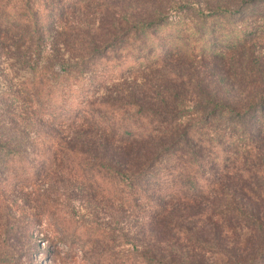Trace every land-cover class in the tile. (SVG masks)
Instances as JSON below:
<instances>
[{
	"label": "trees",
	"instance_id": "16d2710c",
	"mask_svg": "<svg viewBox=\"0 0 264 264\" xmlns=\"http://www.w3.org/2000/svg\"><path fill=\"white\" fill-rule=\"evenodd\" d=\"M261 41L264 0H0L30 72L1 96L32 106H5L0 199L31 187L74 264H264ZM59 170L123 226L62 213L37 188Z\"/></svg>",
	"mask_w": 264,
	"mask_h": 264
},
{
	"label": "rangeland",
	"instance_id": "374dc122",
	"mask_svg": "<svg viewBox=\"0 0 264 264\" xmlns=\"http://www.w3.org/2000/svg\"><path fill=\"white\" fill-rule=\"evenodd\" d=\"M258 46L259 49L264 50V41ZM28 77L30 72L20 68L15 58L6 52L0 55V135L3 137H6L7 131L2 124L11 128L10 119L13 118L6 112L5 106H11L13 113L20 114V118L26 119L32 106L23 95L21 100L16 98L17 101L11 102L6 101L1 94L9 89L21 88ZM10 132L14 135L19 134L16 130ZM25 152L29 159L35 157L36 150L28 148ZM38 183L37 188L46 196H50L62 213H70L79 223L90 224L89 222L94 221L100 227L112 229L115 227L120 229L118 225L124 224L118 222L119 215H114L111 210L101 209L94 214L93 210L87 207L86 201L80 197L81 194L77 193V182L67 174L63 175L61 170L57 176H48ZM4 195L1 197L2 200L0 199V252L4 249L5 253H12L15 259L10 264H74L66 246L57 239L62 232L61 228L44 218L36 192L31 187L7 191ZM84 255L85 252L78 251L79 264H89V259L79 261Z\"/></svg>",
	"mask_w": 264,
	"mask_h": 264
}]
</instances>
